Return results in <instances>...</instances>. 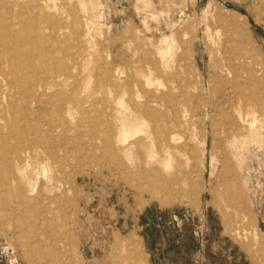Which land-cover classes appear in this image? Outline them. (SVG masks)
<instances>
[{
	"label": "rangeland",
	"instance_id": "1",
	"mask_svg": "<svg viewBox=\"0 0 264 264\" xmlns=\"http://www.w3.org/2000/svg\"><path fill=\"white\" fill-rule=\"evenodd\" d=\"M0 264H264V0H0Z\"/></svg>",
	"mask_w": 264,
	"mask_h": 264
},
{
	"label": "bare ground",
	"instance_id": "2",
	"mask_svg": "<svg viewBox=\"0 0 264 264\" xmlns=\"http://www.w3.org/2000/svg\"><path fill=\"white\" fill-rule=\"evenodd\" d=\"M24 11V10H23ZM12 12V11H11ZM52 34V33H51ZM2 39V38H1ZM8 40V39H7ZM7 42H9V41H7ZM25 42V41H24ZM10 47H11V45H10ZM3 64H4V62H3ZM229 74V73H228ZM30 86V85H29ZM201 92V91H200ZM9 97H10V95H9ZM5 98V97H4ZM8 98V97H7ZM172 98V97H171ZM4 100H6V98L4 99ZM21 103V102H20ZM49 108V107H48ZM148 109V108H147ZM118 112V111H117ZM41 114V113H40ZM251 117V116H250ZM111 126V125H110ZM130 140V139H129ZM15 148V147H14ZM92 149V148H91ZM170 165V164H169ZM10 166V165H9ZM26 172V171H25ZM185 173V172H184ZM33 183V182H32ZM35 183V182H34ZM32 187L34 188V185H32ZM12 189V188H11ZM35 189V188H34ZM33 189V190H34ZM43 190V189H42ZM59 190V189H58ZM22 195V194H21ZM31 197V196H30ZM28 198V197H27ZM69 201V200H68ZM4 203V202H3ZM67 203L65 202V205H66ZM71 204V203H70ZM3 205V204H2ZM64 205V206H65ZM72 205V204H71ZM51 206V205H50ZM69 206V205H68ZM34 207V206H33ZM59 207V206H58ZM33 211V210H32ZM31 212V211H30ZM41 212V211H40ZM21 213V212H20ZM55 213V212H54ZM23 216V215H22ZM41 216V215H40ZM46 218V217H45ZM58 222V221H57ZM60 234V233H59ZM40 239V238H39ZM38 239V240H39ZM33 241V240H32ZM33 243V242H32ZM43 251V250H42Z\"/></svg>",
	"mask_w": 264,
	"mask_h": 264
}]
</instances>
